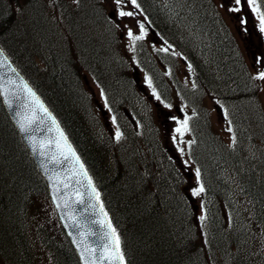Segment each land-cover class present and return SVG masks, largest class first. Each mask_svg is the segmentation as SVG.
<instances>
[{
	"label": "trees",
	"instance_id": "1",
	"mask_svg": "<svg viewBox=\"0 0 264 264\" xmlns=\"http://www.w3.org/2000/svg\"><path fill=\"white\" fill-rule=\"evenodd\" d=\"M107 2L0 0V46L82 159L119 236L125 264H264V112L236 40L207 0H137L155 32L191 65L192 87L182 98L198 112L192 117L196 122L188 157L200 170L198 184L204 187L202 222L184 174L149 115L140 117L138 131L127 134L123 122L120 138L109 137L106 148L91 135L93 124L83 110L88 114L92 102L82 75L100 86L117 122L124 110L139 113L132 107V66L107 16ZM259 4L264 11V0ZM63 13L68 14L66 22ZM56 32L62 45L59 57L48 45L49 33ZM38 41L43 42L41 51L33 49ZM51 68L60 77L50 75ZM117 89L125 94L124 101ZM207 93L227 113L230 145L208 139L210 124L200 120L205 116L199 111ZM95 134H104L105 141L110 136L109 131ZM205 151L220 167L217 172L209 167ZM224 172L229 183L219 177ZM230 183L236 192L232 200L227 199ZM37 204L52 208L45 183L0 103V264H79L53 209L55 231L50 224H36L44 222ZM236 206L245 220L235 221ZM250 243L256 244L253 251Z\"/></svg>",
	"mask_w": 264,
	"mask_h": 264
},
{
	"label": "rangeland",
	"instance_id": "2",
	"mask_svg": "<svg viewBox=\"0 0 264 264\" xmlns=\"http://www.w3.org/2000/svg\"><path fill=\"white\" fill-rule=\"evenodd\" d=\"M207 1L212 2L215 5L220 20L230 28L232 35L237 39L239 47L250 69V72L254 76H257L259 72L264 71V63L258 62V61H264V33H261L259 30L260 22L257 18V13L251 10V8L247 5L246 0H242V4L240 5L241 11L239 13H231L226 10L228 6L232 5V0H207ZM221 5H224V6L222 7ZM122 9L124 11H133L136 13V15L133 17H123V18L119 17L117 15L118 10L115 4L113 3V0H108L107 11H106L107 16L110 18V21L116 28V32L120 36V40H121L120 43L122 45L123 51L128 55L129 61L130 60L132 61L134 45L132 44V41L128 37V34H127L128 29L131 28L135 35H139L140 34L139 24L143 23V21H142V17L135 11V8L130 4V0H126V2L122 5ZM62 16L64 17V21L66 22V18L68 17V14L65 16V13H63ZM241 20L245 21L246 23L241 25ZM52 31L53 30H51V33ZM51 33H49V35H53V37H52V41L48 43L49 50L53 51V54L59 57V55L61 54L60 47L62 46L59 42L60 33L59 32H58L59 34L57 32L53 34ZM90 36L93 37L92 34H90ZM150 40H151V36L147 32L145 39L142 41L145 43H148L147 44L148 49L150 51H153L154 49H161L160 46L159 47L154 46L157 44L156 41L152 44ZM42 41H38L37 43H35V45L33 46V49L36 50L38 48L41 51V47L43 44ZM55 71L56 70L54 68H51L49 71V74L57 75L55 74ZM132 72H134L133 76L135 79L134 80L135 86H134L133 92H136L135 96H138L135 99L134 101L135 103L134 105H132V107H135V106L138 107L141 110L140 111L141 116L144 115L145 117H147V115L143 113V105L145 104L147 113L149 115V119H151L150 121H153V122L155 121L156 124L159 126L161 130V136L164 140L163 143L165 144V146H168L172 150L177 160V163L184 171V177L186 179L187 188H188L187 190H190V192L192 193L193 189L198 188V184L196 182L195 169L192 165V162H190L187 156V151H186L187 147L189 146V143H191V133L189 129L187 131H183L182 129L183 135H180L179 133L175 131L178 127H181L182 122L184 121L183 115L189 114L188 113L189 107L186 106L185 103L180 102L178 98H174V96H178V92L173 86L174 85L173 81L171 79L168 80V77L165 78L164 80L161 79L160 81L159 79H156V82L160 83V85L170 88L171 94L174 95L173 98L170 100L169 98H167V101L168 100L169 101L167 104H165L163 101H161V99L159 100L156 99V95H158L156 90H155L156 95H153L154 88L152 87V85L151 87H149V84H148L149 78L146 77L147 75H145V72H143V70L136 68V69H132ZM57 76L60 77L59 75ZM174 76L176 79L180 81V83L184 84V82H187V85H189L187 70L185 66H183L181 63H179V66L177 65L174 68ZM84 84H85V88L88 92V95L92 103L89 107L88 114H87V109L86 110L84 109L83 113L90 120L91 126L93 124V128H92L93 131L91 132V135L95 137L94 140H96V142H98L100 145L101 144L104 145V148L108 147L106 145L108 142V138L110 137L112 141L116 140L115 139L116 132L117 130H119L118 127L121 128V126L123 125V122H125L126 124L125 126L123 125L122 129H124V132L126 134L129 132L130 129H133V131H135L136 126L135 124H133L134 121L131 122L130 119L127 117L120 118L121 124L117 125L116 122L113 123V116L107 109L106 105L104 104L102 93L99 90V88L94 84V82L91 80L90 77L87 76L84 78ZM115 93L117 94L119 99H122L123 101L125 100V97H124L125 94L121 90L117 89L115 90ZM117 96H116L115 101L119 103L121 101L117 98ZM198 96L200 95L198 94ZM258 98L262 106V109L264 111V80H259V79H258ZM129 102L132 103V100H129ZM165 105H170V107H165ZM161 110H162V115L160 116V119H157L158 118L157 114ZM210 111H211L213 122L219 123L220 122L219 116L216 114L214 110V106L211 107ZM178 121L180 123H178ZM214 126H215V131L217 133L225 135L226 138L228 139L227 130L223 129L220 123ZM103 128H105L106 132L107 131L110 132V136L107 135L106 141H105L104 134H102ZM96 129L98 133L102 134V135H99V137L97 136L98 134L97 135L95 134V132L97 133ZM173 137H176V139L174 140ZM121 144H123L122 141H121ZM108 145L110 146V144ZM111 147H112V143H111ZM202 149L205 150L204 142L202 145ZM205 153L207 154V156L210 155V158H211L209 167L214 172L215 171L217 172V169L219 170L220 167L217 166L216 163L214 164V159L212 158V154L211 153L208 154L206 151ZM214 174L216 177V173ZM219 177L221 180L227 178V182L229 183V177H228V174H226V172H224L223 174H220ZM230 189L233 191V187L231 188V183H230ZM231 195H234V194H231ZM231 195L230 197H227L228 200H232L234 198ZM192 197L195 200V209L197 211V217L200 220V217L204 213L203 205H202V203L204 202L203 197L193 196V195ZM232 204L234 203L232 202ZM50 208L51 207H49V205H46L45 207L42 208L41 205L37 204L36 211H39L38 216L44 222L38 221L36 222V224H41V226H44L47 223L48 225L50 224L52 226L51 224L52 221L50 218ZM232 210H235L238 216L235 219V221L241 218L245 220V217L243 216V211L240 210L238 206L232 208ZM232 210L230 211L233 212ZM220 212L223 213L222 214L223 216L226 215L222 209H220ZM235 217L236 216H234L233 218ZM52 228L54 229L53 226ZM53 231H55V229ZM250 235L251 233L248 232L246 235L248 239L251 238ZM249 246L252 247L251 248L252 251L254 250L253 248H256L255 243L254 244L250 243ZM258 256L260 257V255ZM42 263L44 264L45 262H42Z\"/></svg>",
	"mask_w": 264,
	"mask_h": 264
},
{
	"label": "snow or ice",
	"instance_id": "3",
	"mask_svg": "<svg viewBox=\"0 0 264 264\" xmlns=\"http://www.w3.org/2000/svg\"><path fill=\"white\" fill-rule=\"evenodd\" d=\"M126 2V0H113L117 8V15L119 17H133L136 15L133 11H124L122 9V5ZM247 5L251 8V10L257 13V18L260 22V32L264 33V11H261L260 4L258 0H246ZM130 4L136 8L140 9L139 3L137 0H130ZM242 4V0H232V5L228 6L226 10L231 13H239L241 11L240 5ZM222 7L224 5H221ZM246 23L245 21L241 20V25ZM139 35H135L131 28L128 29V37L132 41L134 45L137 41H142L145 39L147 35V30L143 23L139 24ZM170 47V46H169ZM168 48H163L161 51L167 52ZM0 57H3V51L0 50ZM259 63H264V61H258ZM8 64L7 58L4 57L3 60H0V67H3ZM189 69L191 70V65L189 64ZM8 70L12 73H16L15 68H11L10 65L8 66ZM253 79L264 80V71L259 72L257 76L253 77ZM16 82L12 79H9L7 82L4 81V77L0 76V96L4 97V102L8 104L11 108L13 106V101L9 98L12 96L15 98V94L11 92L10 89L6 87V84H15ZM149 87H151V80H148ZM16 88L20 91L26 93V101L20 105L24 111H17V124L20 128L21 132L25 133H35L36 131H43L40 126L47 124L50 121V125L47 127V131L51 132L53 130V126L56 131V138H40L38 139L34 134L28 136V140L32 146L33 152L38 153L41 157H47L48 161L54 165H62L66 162H72V169L71 173L74 175H83L88 181V191L86 194L89 197V200L95 197V200L99 201V192L96 191L94 184L92 183V179L90 176L87 175L86 170L84 169V165L80 162L79 156L76 155L75 150L72 149L71 145L68 143L67 137L64 135L63 130L60 129L58 122L56 121L55 117L48 111V109L44 106V104L39 100V97L36 93L27 85L21 81V84L16 85ZM103 95V92H102ZM153 95H156L155 89H153ZM156 99L159 100L160 97L156 95ZM107 105V101H105ZM165 107H170V105H165ZM227 113L225 112V116ZM113 123H115V117H113ZM178 123H180L178 121ZM230 123V122H229ZM33 126H36L35 128ZM188 130V119L186 118L183 122L181 127H178L175 131L180 135H183V131ZM231 131V128L228 129ZM121 133L119 130L116 132V138L119 139ZM175 140L176 137H173ZM235 138L233 137V141ZM78 165V167H77ZM196 177L199 181L200 178V170H196ZM49 180L53 182V201L56 200L57 195L61 192V188L59 187L60 184H63L64 189H68L70 187L69 183L64 182L58 178V176L53 172L52 175L49 176ZM77 184H80L81 181L77 180ZM75 194L80 195L81 199L73 200L72 203L74 204H84L85 201L83 199L82 193L77 188L74 190ZM204 192V187L201 184L198 188L192 190L193 196H200ZM65 195H70L69 193H65ZM64 208H69V204L67 200L64 202ZM101 214L104 217H107V213L103 212V205L100 204ZM56 207L59 209L61 207L60 204H56ZM92 207L95 208L96 204L93 203ZM63 218V216H62ZM70 220L72 219L71 216L68 217ZM206 219V216L202 215L200 220L203 222ZM99 222V221H97ZM104 226L109 229V231H105L102 234L104 239V243L100 246V255L96 260H92L91 258L95 256L97 249L95 247H90L85 241L87 236L95 235L93 232H83L80 233V244L83 245L81 249V258L84 260V264H104L105 261L108 264H114V261H118L119 264H124V256L123 253L120 251V240L119 236L116 234V229L111 226L110 220L105 219L103 222ZM74 227H79L77 221H73ZM79 246V245H78ZM105 250L110 252L109 255H105Z\"/></svg>",
	"mask_w": 264,
	"mask_h": 264
},
{
	"label": "water",
	"instance_id": "4",
	"mask_svg": "<svg viewBox=\"0 0 264 264\" xmlns=\"http://www.w3.org/2000/svg\"><path fill=\"white\" fill-rule=\"evenodd\" d=\"M0 50H2L1 47H0ZM4 57L7 58L8 64L3 66V67H0V76L4 77L5 82H7L9 79H12L16 83L15 84H6V87L8 89H10L12 93L15 94V98H13L12 96L9 97L13 101V106L10 108L8 106V104H6L4 102L3 96H0L1 102H2L6 112L8 113V116H9L12 124L14 125L18 134L20 135L24 146L26 147L29 154L31 155L39 173L41 174V176L46 181L49 198H50V200H51V202H52V204H53V206L57 212V216L60 220L61 226L63 227L65 234L69 238L70 243H71L74 251L76 252L79 263L84 264V260H82L81 254H80L83 245L80 244V235H79L80 233H83V232L95 233V235L87 236L85 242L90 247H95L97 249L95 256L91 258L92 260H96L100 255V246L104 243V239L102 237V234L105 231H109V229L106 228L103 224L104 220L105 219L108 220V218L104 217L101 214V209L99 206L100 203H99V201L97 202L95 200V197H93L91 199V201L89 200V197L86 194L88 191H90V189L88 188L87 179L83 175H74L71 173V169L73 166L71 161L66 162L65 164H62V165H54L48 161L47 157H41L38 153L33 152L32 146L28 140L29 135L34 134L38 139H40V138H45V137L56 138L57 134H56L54 126H53V130L51 132H48L46 130L47 127L50 125V121L47 124L40 126L42 129H45L43 131H36L35 133H25V132L20 131V128L17 124L16 112L17 111H24V109L21 108L20 105L26 101L27 97H26V93H24L23 91H20L16 88V85L21 84V81H23L24 83H27V85L33 91H34V89L28 84V82L24 79V77L14 67L12 62L7 57V55L3 52V57H0V60H3ZM9 65L11 68L16 69V73H12L8 70ZM36 95L39 97V95L37 93H36ZM39 100L48 109V107L45 105V103L42 101V99L40 97H39ZM48 111L51 113V111L49 109H48ZM52 116H53V114H52ZM33 127L35 128L36 126H33ZM59 127H60V129H62L60 125H59ZM64 135H65V133H64ZM67 140H68V138H67ZM68 143L71 145L69 140H68ZM71 147H72V145H71ZM72 149H73V147H72ZM77 167H78V165H77ZM53 172L58 176V178L60 180L67 182L70 185V187L68 189H64L63 184L59 185V187L61 188V192L57 195L55 201H53V191H54L53 182L49 180V176L52 175ZM77 180L81 181V183L77 184L76 183ZM77 188L80 190V193L84 194L83 195V199L85 201L84 204L72 203L73 200L81 199L80 195L75 194L74 190ZM65 193H69L70 195H65ZM65 200H67V202L70 206L69 208H64L63 205H64ZM93 203L96 204L95 208L92 207ZM56 204H60L61 207L58 209L56 207ZM103 212H105L104 209H103ZM62 216H63V218H62ZM69 216L72 217L71 220L68 218ZM73 221H77L79 224V227H74ZM97 221H99V222H97ZM109 254H110V252L108 250H105V255H109ZM104 264H108V262L105 261ZM114 264H119V262L114 261Z\"/></svg>",
	"mask_w": 264,
	"mask_h": 264
},
{
	"label": "bare ground",
	"instance_id": "5",
	"mask_svg": "<svg viewBox=\"0 0 264 264\" xmlns=\"http://www.w3.org/2000/svg\"><path fill=\"white\" fill-rule=\"evenodd\" d=\"M258 82V79H255V83H257ZM228 194L229 195H231V194H236V192L235 191H232V190H230V189H228Z\"/></svg>",
	"mask_w": 264,
	"mask_h": 264
},
{
	"label": "flooded vegetation",
	"instance_id": "6",
	"mask_svg": "<svg viewBox=\"0 0 264 264\" xmlns=\"http://www.w3.org/2000/svg\"><path fill=\"white\" fill-rule=\"evenodd\" d=\"M152 43H154L155 42V38H151V40H150Z\"/></svg>",
	"mask_w": 264,
	"mask_h": 264
}]
</instances>
